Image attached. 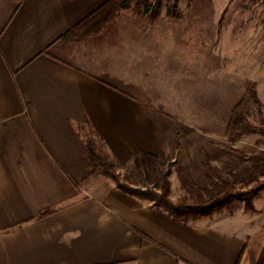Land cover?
Returning a JSON list of instances; mask_svg holds the SVG:
<instances>
[{"label": "crops", "instance_id": "crops-1", "mask_svg": "<svg viewBox=\"0 0 264 264\" xmlns=\"http://www.w3.org/2000/svg\"><path fill=\"white\" fill-rule=\"evenodd\" d=\"M108 1L0 0V264H264V190L177 220L93 174L88 143L143 144L176 79L171 25L61 40Z\"/></svg>", "mask_w": 264, "mask_h": 264}, {"label": "rangeland", "instance_id": "rangeland-1", "mask_svg": "<svg viewBox=\"0 0 264 264\" xmlns=\"http://www.w3.org/2000/svg\"><path fill=\"white\" fill-rule=\"evenodd\" d=\"M154 1L129 0L108 27L130 20L175 27L176 79L171 89L163 84L160 105L148 104L146 98L143 144L109 146L106 156L114 161L97 153L114 166L122 183L134 188L161 193L167 174L174 202L192 201L213 189L218 182L213 170L236 175L246 196L236 194L228 207L211 216L229 211L240 199L255 211L254 197L264 190V132L231 138L228 125L244 98L248 120L264 125V0H167L156 18ZM254 87L259 104L249 98ZM169 93L171 97L164 96ZM141 198L164 208L153 198Z\"/></svg>", "mask_w": 264, "mask_h": 264}, {"label": "trees", "instance_id": "trees-1", "mask_svg": "<svg viewBox=\"0 0 264 264\" xmlns=\"http://www.w3.org/2000/svg\"><path fill=\"white\" fill-rule=\"evenodd\" d=\"M128 1L129 0H109L71 30L66 32L61 37V40L66 44H70L81 41L90 36L101 34L104 29L114 22L118 11H120ZM166 1L167 0H156L157 5L154 11L156 13L153 17L156 18L159 16V11ZM150 2L152 5V2L155 1L150 0ZM173 15L177 16V9H175V13ZM249 94L251 95V97H249L250 99H253L258 104L260 103L255 87L249 91ZM246 99L247 98H244L232 111L231 119L228 125V134L231 138H236L242 134L252 133L255 131L264 132V125L263 127H257L248 120L245 113ZM88 148L94 175L103 172L106 175L113 177L119 186L127 192L139 197H149L157 200L177 220H188L194 217L211 216L214 212L228 207L231 204L232 198L236 194L246 196V193H241V190L237 187L236 175H233L232 177H225L221 175L219 171L213 170L218 179V182L215 184L213 189L206 190V194L199 193L197 198L192 201L182 200L174 202L170 198V183L167 174L163 176L165 182L161 193L134 188L131 185L122 183L120 175L115 171L114 166L108 165L102 161L91 142L88 143ZM247 208L251 210L254 209L253 202L248 196ZM50 212L51 211H47L44 214L46 215Z\"/></svg>", "mask_w": 264, "mask_h": 264}]
</instances>
